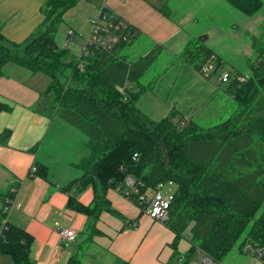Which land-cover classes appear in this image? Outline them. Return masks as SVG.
Returning a JSON list of instances; mask_svg holds the SVG:
<instances>
[{
  "label": "trees",
  "instance_id": "obj_1",
  "mask_svg": "<svg viewBox=\"0 0 264 264\" xmlns=\"http://www.w3.org/2000/svg\"><path fill=\"white\" fill-rule=\"evenodd\" d=\"M83 0H46L41 6L42 23L22 43L0 32V78L7 65H15L32 75L50 79L47 91L33 107L47 118H58L88 138L89 154L76 167L82 176L63 187L69 194L68 207L98 220L103 212L126 221L107 198L108 191H124L126 179L135 181V191L127 198L145 213L150 196L167 183L176 186L169 218L164 222L175 239L168 264H178V245L190 244L184 259L197 250L221 262L238 245L240 252L250 244L264 247V44L250 35L256 61L247 60L250 75L231 68L205 42L192 38L180 55H171L155 44L145 54L130 59L135 37L120 41L110 50L90 48L75 56L57 44V32L66 11ZM236 10L253 17L264 0H227ZM160 11L167 17L164 4ZM264 27V23H263ZM167 65L152 78L149 69L162 54ZM182 65L214 81L235 103L236 108L218 123L205 126L196 120L197 111L181 113L173 109L155 121L141 112L139 99L155 88L157 81L173 66ZM227 74V83H222ZM240 78H244L241 81ZM216 95L211 97V101ZM0 99V114L12 112ZM11 129L0 132V147H8ZM38 145L30 149L36 152ZM136 156V157H135ZM33 177L47 179L49 169L36 161ZM21 182L0 191V255L11 264H36L32 258L34 238L24 228L11 223L5 208L16 198ZM89 186L94 198L89 206L75 193ZM133 222V227L135 223ZM92 236L100 232L92 229ZM68 264H83L71 258ZM114 264H130L117 258ZM183 264V263H182Z\"/></svg>",
  "mask_w": 264,
  "mask_h": 264
},
{
  "label": "crops",
  "instance_id": "obj_2",
  "mask_svg": "<svg viewBox=\"0 0 264 264\" xmlns=\"http://www.w3.org/2000/svg\"><path fill=\"white\" fill-rule=\"evenodd\" d=\"M45 1L0 0V32L12 42H24L42 23L41 6ZM190 1L83 0L66 11L63 20L70 25L71 39H74L84 24L88 25L90 34L91 20L105 7L136 30L139 36L135 44L140 42L146 53L153 45L160 44L169 54L180 55L192 38H199L231 68L249 76L244 70L248 67L247 60L257 59L249 41L253 33L243 31L242 34L237 22L224 28L212 15L204 13L198 17L193 6L186 5ZM164 4L169 7V17L160 11ZM224 45L228 54L223 50ZM242 45L245 50L241 49ZM65 48L71 51L70 46ZM7 70L10 74H6ZM4 71L0 78V99L13 109L0 114V132L11 129L13 135L8 147H0V191L21 182L15 198L19 208L11 209L7 218L33 236L32 260L36 264H68L71 258H76L83 264H114L120 258L130 264H168L174 252V233L164 223L141 214V209L124 194L128 188L111 189L107 194L113 208L126 221L107 212L96 220L68 207L69 194L62 188L82 176L76 165L89 154L88 138L58 118L49 119L43 113H35L38 111L33 107L41 100L42 92L27 84L35 75L9 65ZM223 94L226 95L214 81L206 80L186 66L175 65L157 81L152 91L139 99L137 106L149 118L159 121L173 109L183 114L193 110L203 113ZM213 95L216 98L211 101ZM37 144V151L30 152ZM36 161L49 169L46 180L30 174ZM173 186L176 189L175 185L169 187L172 196ZM72 194L85 206L94 198L92 186ZM134 221H137L135 227ZM93 228L100 234L92 236ZM64 230L73 231L75 238L61 236ZM187 248L188 251L182 240L178 245L180 257L187 255L190 244Z\"/></svg>",
  "mask_w": 264,
  "mask_h": 264
},
{
  "label": "rangeland",
  "instance_id": "obj_3",
  "mask_svg": "<svg viewBox=\"0 0 264 264\" xmlns=\"http://www.w3.org/2000/svg\"><path fill=\"white\" fill-rule=\"evenodd\" d=\"M177 1L182 2L183 0H175V2ZM186 5L187 6L190 5V7L193 6V12H195V15H197L198 17H201V15L204 13L207 15L208 14L212 15L214 20L218 21L221 24V26H223L224 28H227L232 22H237L242 34L243 31H246L247 33L250 31L253 33L252 36H256L264 44V27H263L264 7L255 16L247 17L238 10H236L235 8H233L227 2V0H191L190 2H187ZM227 10L229 11L227 12ZM239 19H243V21L242 22L237 21ZM70 30H71L70 25L67 24L65 21H63L57 32V44L60 48H65L67 46H70L71 52L73 54L80 55L90 36L88 25L84 24L83 27L79 28V30H77L75 33L74 39H71ZM244 35L246 36L247 34L245 33ZM231 39L234 42H237L235 37ZM249 41L251 42L250 37H249ZM222 45L223 42L221 41L220 46ZM241 47H242L241 49L243 50H245L246 48L244 45H242ZM223 48H224L223 49L224 52L228 54L227 47L224 45ZM146 50L147 49H145V47H143L140 42H137L131 48L128 49L129 58L132 60L136 59L137 57L146 53ZM168 60H169V55L166 53L162 54L155 62V64L149 69L147 73V78L148 79L152 78L156 76L159 72H161L163 68L167 65ZM9 67H15L23 71L22 73L30 74V72L22 68H19L15 65L10 64ZM245 67H246L244 69L245 72L249 74L250 73L249 68L247 66ZM6 74H10V70H7ZM49 82L50 79L47 76L43 74H36L35 78L31 80L29 79L27 81V84L38 88V91L42 92V94L40 95L42 98V95L45 94L47 91ZM235 108H236V103L230 97L223 94L217 97L215 103L212 106H210L209 109H207L203 113H200L198 116H200L201 118L197 116L196 120H198L205 126H210L225 119L227 115L233 112ZM35 113H40V112H35ZM262 116L264 118V113H262ZM171 185L173 184L167 183L163 185L161 187V192L166 196H172V194L170 193L171 191H169L170 189L169 187ZM172 190L176 191L175 187ZM184 244L186 250L188 251L187 247L189 243L186 240H184ZM200 257L201 254L196 253L191 258L198 260ZM187 259L189 258L187 257ZM221 263L222 264H264L263 262H261L260 260H258L257 258H255L250 254H244L243 252L241 253L238 248V245H236L228 253V255L223 260H221ZM0 264H11V260L9 257L5 255H0Z\"/></svg>",
  "mask_w": 264,
  "mask_h": 264
},
{
  "label": "built area",
  "instance_id": "obj_4",
  "mask_svg": "<svg viewBox=\"0 0 264 264\" xmlns=\"http://www.w3.org/2000/svg\"><path fill=\"white\" fill-rule=\"evenodd\" d=\"M91 32L90 36L86 42V45L83 48V53L88 54L90 48H98L103 50H110L113 46L118 44L120 41H129L135 37L136 33H133L129 27L130 24L123 21L117 17L114 13L107 10L105 7L102 8L98 14L90 22ZM228 75H223L221 82H228ZM241 81H244V78H240ZM136 157V156H135ZM36 167L33 165L31 172H35ZM126 184L129 187L130 191L137 192L135 189V181L128 177L126 179ZM172 196H166L161 192V189L155 191L150 198L148 199V205L145 209V213L149 215L152 219L164 223L169 218V211L171 205ZM13 208H19V205L16 203L15 199L9 203L5 208V211H9ZM61 236L67 239H74L75 233L71 230L61 231ZM201 254V257L196 259H184L180 264H222L221 262L213 261L208 258L200 250H197L195 254ZM244 254H250L264 263V249L263 248H254L252 245L248 244L243 248Z\"/></svg>",
  "mask_w": 264,
  "mask_h": 264
},
{
  "label": "water",
  "instance_id": "obj_5",
  "mask_svg": "<svg viewBox=\"0 0 264 264\" xmlns=\"http://www.w3.org/2000/svg\"><path fill=\"white\" fill-rule=\"evenodd\" d=\"M199 40L202 41V42H204L203 39H199ZM182 260H183V257H180V258L178 259V264H180Z\"/></svg>",
  "mask_w": 264,
  "mask_h": 264
}]
</instances>
